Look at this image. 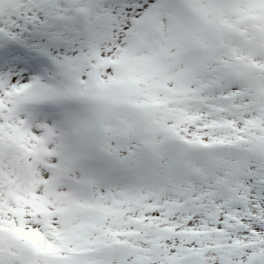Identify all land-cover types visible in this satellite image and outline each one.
I'll use <instances>...</instances> for the list:
<instances>
[{
    "label": "snow or ice",
    "instance_id": "snow-or-ice-1",
    "mask_svg": "<svg viewBox=\"0 0 264 264\" xmlns=\"http://www.w3.org/2000/svg\"><path fill=\"white\" fill-rule=\"evenodd\" d=\"M0 264H264V0H0Z\"/></svg>",
    "mask_w": 264,
    "mask_h": 264
}]
</instances>
